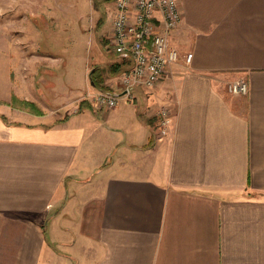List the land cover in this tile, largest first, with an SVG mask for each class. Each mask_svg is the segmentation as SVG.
I'll list each match as a JSON object with an SVG mask.
<instances>
[{
  "label": "crops",
  "instance_id": "crops-1",
  "mask_svg": "<svg viewBox=\"0 0 264 264\" xmlns=\"http://www.w3.org/2000/svg\"><path fill=\"white\" fill-rule=\"evenodd\" d=\"M179 1L181 59L115 108L47 111L44 90L43 113L12 107V85L38 100L32 74L57 88L53 63L38 61L54 57L33 51L39 13L24 16L14 46L3 38L0 264H50L61 245L77 264H264V0ZM9 19L0 12L2 27ZM88 76L81 95L94 93ZM242 79L246 94L227 90ZM162 107L172 113L164 136ZM56 224L61 239L50 237Z\"/></svg>",
  "mask_w": 264,
  "mask_h": 264
},
{
  "label": "rangeland",
  "instance_id": "rangeland-1",
  "mask_svg": "<svg viewBox=\"0 0 264 264\" xmlns=\"http://www.w3.org/2000/svg\"><path fill=\"white\" fill-rule=\"evenodd\" d=\"M24 1L31 2V0H0L1 14L5 10H8V15L10 16L9 24H6L5 27H2V24H0V46L3 45L2 40L5 37L12 46L15 45L17 41V36H15L17 34L16 31L21 28V21L25 15H29L31 12L41 14L42 16L39 17V31L35 36L34 34L32 35L33 38H30L34 40L35 44L33 51H37L40 56L50 55L54 57L39 58L38 61H43L41 64L53 63L52 68L55 72L57 88L50 90L43 84H40V87H38L35 74H32L34 79L30 90L34 91L38 100H25L23 97H19L13 88L15 85H12L10 105L14 108L27 109L32 113L41 114L43 113L41 108H46L41 105V103L45 102L41 99L42 96L40 94L41 90H44L49 98H51L50 108H46L47 111L61 109L60 112L62 114L69 115L75 108L79 111L81 107H96L92 103V96L89 97L88 91L84 95H81L80 90H77V88H85L84 86L89 78L88 74L89 72L91 74L94 67L108 65V62L105 64L98 63L107 61L108 57L112 58L118 55L111 46V40L109 39L113 1L37 0L34 7L23 9L22 7L24 5L22 6V4ZM38 1H41L42 4L39 5ZM30 25L35 29L33 23ZM14 32L16 33L14 34ZM99 34H103L102 41L99 38ZM7 35L11 36L7 38ZM34 37L36 38L34 39ZM88 62H91L90 68L92 64L94 66L86 72L84 67ZM102 76H104V79L101 83L104 87H94L89 83L90 87H92L90 89L91 92L95 93L99 90L108 91L112 85H115L116 75H110L108 77L107 74H103ZM98 80L100 79L98 78ZM90 81H92L91 76ZM70 87L75 88L74 99L71 97L65 99H62L63 96L61 98L58 97L62 95L64 90H69ZM108 112L106 109L100 111L106 117H108ZM61 225L63 224H56L54 227H50L51 238L59 237L61 239V236H64L60 235V231L57 230V226L61 228ZM63 240L66 241L65 239ZM58 255L57 259L50 261V264H77L74 254L70 252L68 246L61 245Z\"/></svg>",
  "mask_w": 264,
  "mask_h": 264
},
{
  "label": "built area",
  "instance_id": "built-area-1",
  "mask_svg": "<svg viewBox=\"0 0 264 264\" xmlns=\"http://www.w3.org/2000/svg\"><path fill=\"white\" fill-rule=\"evenodd\" d=\"M112 6L110 44L116 54L130 61L116 75L113 89L88 94L97 108L106 109L115 108L122 96L135 98L136 88H154L181 59V52L172 43V34L183 15L179 0H113ZM192 57V53L184 56L187 62ZM227 90L246 94L249 85L244 79L233 81L227 84ZM157 116L160 134L167 135L172 127L170 109L162 107Z\"/></svg>",
  "mask_w": 264,
  "mask_h": 264
},
{
  "label": "trees",
  "instance_id": "trees-1",
  "mask_svg": "<svg viewBox=\"0 0 264 264\" xmlns=\"http://www.w3.org/2000/svg\"><path fill=\"white\" fill-rule=\"evenodd\" d=\"M113 1V0H112ZM125 64L123 63H111L108 65H101V66H96L94 67V70L91 71V80H93V86L94 87H99V88H103V84L101 82H103L104 76H102L103 74H107L108 77L110 75H118L119 73H121L125 68H122ZM98 78L100 80H98ZM100 83V85H99ZM83 107H81L79 110H81Z\"/></svg>",
  "mask_w": 264,
  "mask_h": 264
},
{
  "label": "water",
  "instance_id": "water-1",
  "mask_svg": "<svg viewBox=\"0 0 264 264\" xmlns=\"http://www.w3.org/2000/svg\"><path fill=\"white\" fill-rule=\"evenodd\" d=\"M94 70V69H93ZM91 84L93 85V80L91 81ZM126 92V91H125ZM125 92H123V93H125ZM118 95V94H117ZM120 95V94H119Z\"/></svg>",
  "mask_w": 264,
  "mask_h": 264
}]
</instances>
